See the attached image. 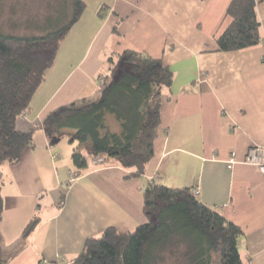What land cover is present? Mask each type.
Returning <instances> with one entry per match:
<instances>
[{"label": "crops", "instance_id": "crops-1", "mask_svg": "<svg viewBox=\"0 0 264 264\" xmlns=\"http://www.w3.org/2000/svg\"><path fill=\"white\" fill-rule=\"evenodd\" d=\"M82 1L86 9L18 129L28 132L61 107L97 100L109 59L135 49L174 74L155 156L140 178L107 159L91 161L72 181V160L37 130L18 163L0 165L5 264H67L108 228L134 232L146 222L144 193L152 183L199 189L204 205L241 228L243 261L264 264V176L245 164L250 148L264 147V0H257L261 44L229 53L218 51L217 39L231 24L232 0ZM108 122L121 132L114 117ZM34 218L40 224L23 239Z\"/></svg>", "mask_w": 264, "mask_h": 264}, {"label": "trees", "instance_id": "trees-1", "mask_svg": "<svg viewBox=\"0 0 264 264\" xmlns=\"http://www.w3.org/2000/svg\"><path fill=\"white\" fill-rule=\"evenodd\" d=\"M257 3L232 0L227 10L231 24L217 39L219 52L261 44ZM70 8L68 21L67 13L61 10L47 20L43 35L18 36L0 29V165L18 163L24 151L34 147V134L42 128L51 145L63 138L74 144L73 178L85 175L91 161L105 163L107 159L128 171V178H140L154 159L165 94L174 82L169 67L144 52L128 49L109 59V72L101 80L97 100L61 107L28 132L18 129L61 43L81 19L86 5L82 0H71ZM110 117L120 123L121 132L110 129ZM3 184L1 180L0 226ZM61 199L64 201L65 195ZM143 213L146 222L134 232L121 234L108 228L101 236L88 239L82 253L67 264H214V257L216 264H246L239 250L241 228L204 205L191 188L152 183L144 193ZM40 222L34 218L22 238L31 236ZM6 262L0 231V264Z\"/></svg>", "mask_w": 264, "mask_h": 264}, {"label": "rangeland", "instance_id": "rangeland-1", "mask_svg": "<svg viewBox=\"0 0 264 264\" xmlns=\"http://www.w3.org/2000/svg\"><path fill=\"white\" fill-rule=\"evenodd\" d=\"M70 2L71 0H0V29L18 36L43 35L46 32L44 28L48 27L47 20L58 16L61 10L67 13L65 22L68 21L71 16ZM62 141L59 142L61 153L63 151V155H68L72 160L74 144L68 138ZM56 264L62 263L58 261Z\"/></svg>", "mask_w": 264, "mask_h": 264}, {"label": "built area", "instance_id": "built-area-1", "mask_svg": "<svg viewBox=\"0 0 264 264\" xmlns=\"http://www.w3.org/2000/svg\"><path fill=\"white\" fill-rule=\"evenodd\" d=\"M101 160L94 161V164H100ZM234 163V161H232ZM245 164L253 166L259 170V172L264 176V147L254 146L249 149ZM195 195H200V190H195ZM221 209V208H219Z\"/></svg>", "mask_w": 264, "mask_h": 264}]
</instances>
